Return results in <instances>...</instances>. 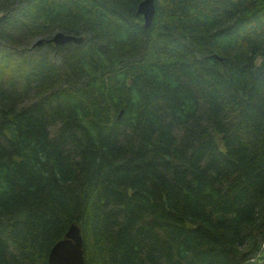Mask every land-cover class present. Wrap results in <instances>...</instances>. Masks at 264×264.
<instances>
[{
	"label": "trees",
	"instance_id": "16d2710c",
	"mask_svg": "<svg viewBox=\"0 0 264 264\" xmlns=\"http://www.w3.org/2000/svg\"><path fill=\"white\" fill-rule=\"evenodd\" d=\"M142 1L0 0V264H264V0Z\"/></svg>",
	"mask_w": 264,
	"mask_h": 264
},
{
	"label": "water",
	"instance_id": "95a60500",
	"mask_svg": "<svg viewBox=\"0 0 264 264\" xmlns=\"http://www.w3.org/2000/svg\"><path fill=\"white\" fill-rule=\"evenodd\" d=\"M138 15L143 17L144 28H151L155 13V1L143 0L137 10ZM84 42V37L57 32L47 43L53 44L56 47L65 46L70 43L81 44ZM45 43L43 39L38 40L34 47H40ZM48 264H85L84 257V239L82 230L78 225H72L65 238L59 241L51 249Z\"/></svg>",
	"mask_w": 264,
	"mask_h": 264
}]
</instances>
